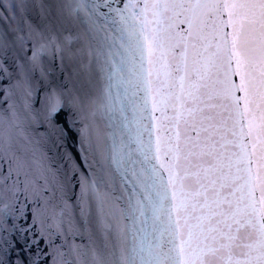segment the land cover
I'll return each instance as SVG.
<instances>
[{"label":"snow or ice","instance_id":"snow-or-ice-1","mask_svg":"<svg viewBox=\"0 0 264 264\" xmlns=\"http://www.w3.org/2000/svg\"><path fill=\"white\" fill-rule=\"evenodd\" d=\"M0 264H264V0H0Z\"/></svg>","mask_w":264,"mask_h":264},{"label":"water","instance_id":"water-1","mask_svg":"<svg viewBox=\"0 0 264 264\" xmlns=\"http://www.w3.org/2000/svg\"><path fill=\"white\" fill-rule=\"evenodd\" d=\"M69 143L71 144V140L69 141ZM20 221H18V223H19Z\"/></svg>","mask_w":264,"mask_h":264}]
</instances>
